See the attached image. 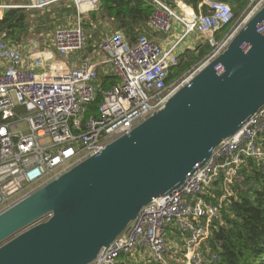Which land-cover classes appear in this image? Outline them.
<instances>
[{
    "label": "built area",
    "instance_id": "1",
    "mask_svg": "<svg viewBox=\"0 0 264 264\" xmlns=\"http://www.w3.org/2000/svg\"><path fill=\"white\" fill-rule=\"evenodd\" d=\"M64 1H72L78 9L72 26L60 25L48 38L37 33L20 42L0 34V60L5 66L0 73V213L131 132L221 54L264 6V0H249L243 14L233 21L231 7L223 1L206 0L211 9L207 14L189 5L176 7L153 0L148 24L167 35L181 28L175 41L163 45L141 33L131 43L122 31H116L94 43V56L80 59L77 55L88 40L83 15L97 9L101 0H29L0 4V9L44 10ZM229 24L230 29L217 40L215 32ZM193 34H211V51L187 75L168 82L182 47ZM106 65L119 82L103 89L98 68ZM99 93V115L86 118L89 104ZM249 159L264 163V107L218 144L182 187L144 206L91 264H131L140 259L170 264L171 243L178 239L174 235L181 242L182 263L215 261L218 254L208 247L212 224L221 218L234 186L243 184V168ZM218 188L222 192L217 197Z\"/></svg>",
    "mask_w": 264,
    "mask_h": 264
},
{
    "label": "water",
    "instance_id": "2",
    "mask_svg": "<svg viewBox=\"0 0 264 264\" xmlns=\"http://www.w3.org/2000/svg\"><path fill=\"white\" fill-rule=\"evenodd\" d=\"M262 107L264 6L131 132L1 212L0 264H91Z\"/></svg>",
    "mask_w": 264,
    "mask_h": 264
},
{
    "label": "trees",
    "instance_id": "3",
    "mask_svg": "<svg viewBox=\"0 0 264 264\" xmlns=\"http://www.w3.org/2000/svg\"><path fill=\"white\" fill-rule=\"evenodd\" d=\"M169 1L175 4L177 0ZM182 1L197 13L208 14L211 12L205 0ZM219 1L230 5L233 21H236L249 5V0ZM2 4L17 3L3 0ZM154 8L153 0H101L97 9L89 11L90 17L86 18L85 14L83 15L82 23L88 35L87 49L92 51L94 43L98 45L101 42L103 36L99 32L102 27H105L104 24L111 26L113 32L122 31L129 41L134 43L139 34L147 32ZM73 10L78 15L74 3ZM35 11L24 7L5 9L4 15L0 19V34H5V39L20 42L34 34L41 33L46 20L34 22L32 14ZM63 12L70 13V10L65 8V11L61 12V16H63ZM230 27L231 24L222 27L215 32V35L218 38L221 37ZM89 28L92 35L88 33ZM210 51L211 46L208 39L204 34H201L200 40L193 48L188 47L179 55V62L171 69L168 82H174L183 77L189 70L202 62ZM98 73L103 89L110 88L119 82L116 76L105 74L101 68H98ZM101 101L102 94L99 93V96L89 104L86 118L91 114L99 115L98 108ZM243 175V184L234 186L233 196L224 202L221 218L214 220L212 224L208 247L217 252L218 258L207 264H264V163L259 165L254 159H249L243 168ZM221 192L219 188L215 190L217 197L221 195Z\"/></svg>",
    "mask_w": 264,
    "mask_h": 264
},
{
    "label": "rangeland",
    "instance_id": "4",
    "mask_svg": "<svg viewBox=\"0 0 264 264\" xmlns=\"http://www.w3.org/2000/svg\"><path fill=\"white\" fill-rule=\"evenodd\" d=\"M11 1L13 3H17V4H24V3H27L29 0H11ZM0 3L2 4L3 0H0ZM65 8H69L70 13L69 12H63V16H61V12L65 11ZM35 12L32 14V19L34 20V22L38 23L39 20H43V19L46 20L45 24L43 25L44 29L42 31V33L46 36V38H48V36H50L52 34V31H53V29L55 27L60 26V25L61 26H72L78 20V15H77V13L76 14L74 13L73 3L71 1H64V2H61V3L55 4V5H52L49 8H45L42 11L41 10H36ZM85 16H86V18L90 17L89 16V12L85 13ZM103 26H105V27L101 26L102 30L99 32L100 35L103 36V38H105L106 36H108V35L113 33V30H112L111 26L105 25V24ZM95 27H96V24H95L94 28ZM88 30H89L88 33L91 34V29L89 28ZM174 33H176L179 36L182 33V29L181 28L180 29L179 28L175 29ZM224 34L221 37H219V38L216 35H214V36L216 37L217 40H219L220 38H222L224 36ZM210 36H211V34L205 35V37L208 39V41L210 40V38H209ZM193 37H194L193 44L192 43L190 44V46H189L190 48H193L198 43V41L201 38V34H193ZM187 41H188V39H187ZM186 42H185V44L183 46L185 48H187L186 47V45H187ZM209 44H210V42H209ZM82 54H86L87 56H90V57L94 56L93 52L89 51L88 49L84 50V52ZM171 245H172L171 254H170L169 258H168L170 264H184V263H182L180 261V260H182V258H181L182 257L181 250L179 248V247H181L180 240L179 239H174L173 243H171ZM178 260L180 262H178ZM131 264H149V262L146 263L144 259L143 260L140 259V260L134 261Z\"/></svg>",
    "mask_w": 264,
    "mask_h": 264
},
{
    "label": "crops",
    "instance_id": "5",
    "mask_svg": "<svg viewBox=\"0 0 264 264\" xmlns=\"http://www.w3.org/2000/svg\"><path fill=\"white\" fill-rule=\"evenodd\" d=\"M180 2H175V4H173L172 6H176L178 7V5L182 6V7H187L188 5L186 3H184L183 1L179 0ZM206 2V0H205ZM190 7V6H188ZM4 12H5V9H0V19L3 17L4 15ZM178 29V28H176ZM180 29V28H179ZM43 31V30H42ZM41 31V33H42ZM87 31V30H86ZM152 40L154 41H157L158 43H161L163 45H168L170 43H172L173 41H175L179 36L176 34V33H172V34H161V33H158L156 31H154L150 25L148 24V29H147V32H145ZM193 39L194 37H191L188 42L189 44H193ZM87 47H88V43H87ZM87 47L85 48V50L87 49ZM187 48L189 47L188 45L186 46ZM186 48L183 47V52ZM84 52V50L82 52H79L77 57L80 59V58H86V57H90V56H87L86 54H82ZM99 68H101V70H103V72L107 75H111L112 74V67L110 65H106V66H100ZM5 70V66H4V63L0 60V73L4 72ZM172 238H178L179 237L177 235H174L172 236ZM183 241V240H182Z\"/></svg>",
    "mask_w": 264,
    "mask_h": 264
}]
</instances>
